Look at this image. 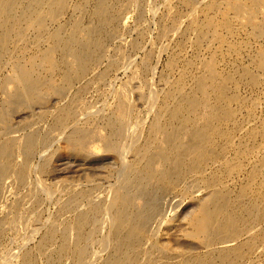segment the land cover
<instances>
[{
  "label": "bare ground",
  "instance_id": "obj_1",
  "mask_svg": "<svg viewBox=\"0 0 264 264\" xmlns=\"http://www.w3.org/2000/svg\"><path fill=\"white\" fill-rule=\"evenodd\" d=\"M68 1L0 0V70L4 69L3 66L5 65L10 71L7 78L0 79V88L6 89V100L0 107V240L8 228L13 231L12 234L16 238L26 235L28 230L30 233L33 232L34 229L31 230L30 228L31 224L28 225L29 223L23 220L24 215L32 210L31 206L36 205L28 203V200L34 202L37 195L40 196L37 193L39 191L41 193L45 187L41 180H34L36 182L32 180V182L30 174L32 171L34 172L31 161L36 155L41 154L45 143V139H41L38 135L39 127H37V123L44 119L43 117L47 112L39 113L38 117H34V119L28 116L31 119L30 121H22L26 122L24 126L28 127L29 131L25 132L26 135L23 134V137H19L16 134V128L19 125L14 120L15 117L21 115V112L27 113L34 108L43 110L46 106H49L47 104L52 99H55L54 101L60 100V102L65 100L56 109L55 113L53 112L52 126L55 130L61 131L70 129L69 126H71L72 130L66 136L67 150L73 155L87 156L92 161L103 158L95 152L96 149L85 151L87 142L92 136H97L100 142L104 143L105 150L111 153L116 151L114 138L117 135L129 136L133 139L130 140L132 142L140 139L136 133L131 131L129 125L132 110L130 107L131 86L129 88V85L133 84L132 82L137 78L136 75L132 76L129 82L124 83L115 94L116 106L106 124L109 129H107L109 132L107 137H103L87 127L78 126L77 104L70 99V96L69 98L67 96L74 84L81 82L89 73H93L99 61L101 62L102 56L105 55L107 41H113L114 38L112 37L116 35L117 30L122 26L124 8L121 7V0H88L94 2L93 10L88 13L90 20L93 21L92 26L85 28L82 26V21L76 20L67 29L64 27L58 29L59 26L56 27V31L52 30L54 32H49L48 28L47 31L44 26L46 25L44 24L45 21L50 20L53 23L56 20L58 21L68 9ZM198 2L199 0H183V5L185 4L192 11L191 16L189 15L191 17L190 24L187 25L190 30L197 23L193 14L197 9ZM234 2L236 4L233 7L225 6L224 1L221 2L220 0H206V3L204 2L206 5L201 9L203 19L196 25L198 32H194L195 37L198 33V42L209 38L224 41L220 32L226 33L224 38L226 35L230 37L248 26L254 30V38L258 41L264 40L262 39L264 37V18L262 21L257 19L259 14L262 12L264 14V0H238V3ZM76 8L80 11L83 9V5L79 4ZM216 15H222V17L218 16L220 19L217 17L219 19L217 20ZM182 16L184 18V14ZM179 18L174 16L172 25L165 30L163 29L164 33L174 32ZM169 19L171 18L169 17ZM183 30H179L178 33L181 35L180 32ZM187 30H184V32ZM30 33H33V38H29ZM41 45L44 48H40ZM178 47L176 48L178 49ZM29 48L36 51L29 53ZM233 49L234 51L239 50L237 47L231 50ZM263 53L264 50L258 54L260 59ZM258 55H256L257 58ZM178 57L179 55L177 59ZM215 57L217 56L215 55ZM251 57L254 61L253 56ZM224 59L228 58L225 57ZM260 59L258 65L264 74V62ZM210 63L214 65L213 59ZM173 64L174 60L170 62V65ZM251 65L254 64L251 63ZM236 67L234 68L236 69ZM249 69L241 70L240 80L238 77H235V79L237 78L241 82L244 80L249 86L256 88L260 84V79L252 73V69ZM188 70L185 71L188 72ZM196 74L198 75V71ZM104 75L99 74L98 80L102 79ZM222 76L213 71L208 76L197 79L194 88L189 87L191 90L189 89L188 92L183 90V77L173 82L172 89H169L170 91L166 93L159 110L160 115L166 117V122L161 121L165 124L157 122L156 124L159 125L158 130L154 128L155 125L145 137L142 136L144 137L142 138V144L129 147L137 153L135 160L123 167V171H121V174H123L121 177H123L122 179L120 177L121 182H119L118 187L111 189L112 194L104 199V205L101 204L104 202L103 200L100 203L91 199L90 201L93 203L88 204L90 207L87 210L75 212L73 220L68 222L63 220L61 223L55 222L53 225L51 223L50 229L39 243L38 253L44 254L53 240L59 237L60 244L55 248L56 250H53L55 252L54 258L70 255L75 264H88L90 262L86 263L89 258L86 244L95 240L93 234L99 231L102 225L106 227L107 224L111 227L112 234L110 233V236L107 234L108 237L100 240V247L104 250L107 249L109 255L101 264H264V157L261 158V155L260 158L254 156L256 159L253 160L254 162L251 161L253 163L250 164L252 169L247 168L249 173L246 184L239 188L235 196H231L226 189L227 187L221 186L223 179L228 177L232 179L235 174L241 173L244 164L240 162L241 159L250 161V158L253 157L256 150L251 142L260 136L264 140V119L262 121L260 119L263 131L251 127L245 130L246 132L242 134L240 141H235L240 139L239 137L235 139V135L241 130L236 112L243 106H241L242 101L237 94L239 82H235L232 76ZM79 91L83 90L80 88ZM253 108L255 107L252 105L247 111L249 117L253 115ZM13 116L14 118H12ZM259 126L261 127V125ZM158 135H162V141H157ZM228 150L233 151L234 157H231L233 159L226 156ZM261 153L263 154V152ZM77 162L78 164L75 167L80 166V171H84V166H86L84 161L79 159ZM47 166L48 161L42 165L41 173L47 171ZM190 181L193 184L199 183L206 189L207 194L198 202L195 214L188 220L187 227L184 228L186 230H183L184 233H182L185 238L182 240L187 239V243L188 240L190 243H195L202 249V252L188 253L176 258L170 257L164 249L165 251H161L160 257L154 259L155 257L152 258L149 247H145V243L155 233L154 227L158 223L157 219L162 210L160 200L166 195L175 194L176 191L188 185ZM83 192H74V194L70 192L67 195L68 197L62 208L63 214L72 210L78 198L87 197L86 194L89 192ZM11 197L14 200L9 201ZM136 199L141 200L139 205ZM90 201L88 200V202ZM135 202L137 205L134 204ZM35 203L37 202L35 201ZM91 223H96V227L92 232L86 234L84 229ZM108 226L107 228H109ZM146 244H148V241ZM153 245L154 242L151 247L155 249L156 247ZM10 256L13 257L11 254L7 257ZM31 256L24 252L19 264H35ZM140 257L141 260L143 259L142 261L139 260ZM52 260L49 264L53 263Z\"/></svg>",
  "mask_w": 264,
  "mask_h": 264
},
{
  "label": "rangeland",
  "instance_id": "obj_2",
  "mask_svg": "<svg viewBox=\"0 0 264 264\" xmlns=\"http://www.w3.org/2000/svg\"><path fill=\"white\" fill-rule=\"evenodd\" d=\"M79 1L69 0L68 9L66 13L63 14L59 18L58 21L57 20L54 21V23L53 21H50V20L45 21L44 23L46 24L44 25L45 28L46 29L48 28L49 32L56 31L59 26L60 27L58 29L62 27L67 29L70 27L72 22L76 20L80 22L82 21L81 22L83 24L82 26L85 28L92 26L93 21L90 20L91 18L88 16V13L91 10H93L94 2L93 1L90 2L88 0L87 1L79 0ZM220 1L221 2L224 1L225 6H230V7L235 6L236 3L234 1L238 3V0H223V1L220 0ZM121 2H122L121 7L123 6L124 8V12H123L124 20H123L122 26H120V28L117 30L116 35L112 37L114 38L113 41L111 40H109L110 42L107 41L106 48H105L106 50L104 52L105 55L102 56L101 58L102 60L100 59L101 62L99 61L98 65L94 69V72L89 73L81 82H78V83L76 82L74 86L71 88V90L69 91L70 94H68L67 96L68 98L70 96V99L74 100L75 104H77L76 105L77 112H78L77 114L79 117L78 126L87 127L96 133L98 132L99 135L103 137L104 136L107 137L109 135V132H108L109 129L107 128L106 124L110 116H112L111 115L112 111L114 107L116 106L115 105V94L124 83L129 82L131 77L136 75L137 78H135L134 80L135 83L132 82L133 84L129 85V88L130 86L132 88V89L130 88L131 90V94H130V103H131L130 105L131 106L130 107L132 110L130 113L129 125H130L131 131L136 133L137 136H139V138L142 139L147 135L149 130L152 129L155 125L156 127L154 128H156L157 130L159 129L158 127L159 125L156 124L157 122H159V124H165L162 122H166L165 120L166 117L160 115L161 113L159 110H160V106L162 104V101L166 93H168L172 89L173 82H176L179 78L183 77L184 78L183 90L184 92H188L191 90V88L192 89L194 88V83L197 79L204 78L208 76L210 73H212L213 71H216L217 75L219 76L223 75L222 77L224 76L228 77L234 74L232 77L234 78L235 82L238 81L241 84L239 86V83H238L237 88L239 90L237 89V94L241 98V101H242L241 106L242 105L243 106L242 108H239L238 111L236 112L237 114L236 118H237V121H239V125L242 131L240 130L235 135V139L238 137L240 138V139H236L235 141L236 142L240 141L243 136L242 134H245L246 132L245 130H248L251 127L255 129L259 128L258 130L263 131L262 124H260V122L262 121V119H264V83H262L264 82L263 80L264 74L258 65V60L260 59L258 54H260L264 50V40L258 41V39L254 38L255 33L252 27L248 26L246 27L247 29L243 28L239 30V32L237 31L236 34H234V36H230L232 40L235 39L233 40L234 42L231 40L230 37H228V35H226L224 38V34L226 33H222V32H220V35L222 36L224 41H217V40H214L213 38H209L210 40L207 39L205 41L198 42L197 41L198 33L196 34V37H195L194 32H198L197 31L198 29H196L198 27H196V25L200 23L203 19V17H201V15L203 16L201 9H203V7L206 5L205 4L206 0H199L198 2L199 6L197 5V9L195 10L193 14V17L197 23L196 25H194L193 28H191V30L188 29L187 25L188 23L190 24V18H191L190 14L192 13V11L188 6L186 7L185 4L183 5V0H178V1L177 0H123V1L121 0ZM78 3L83 5V9L80 11L79 9L76 8V6H79ZM85 11L87 12L85 13ZM183 14H184V18L182 16ZM174 16L181 18V19L180 18L177 19L176 30L171 33L170 32L164 33L163 29L165 30L166 28H169L172 25ZM218 16L220 18L222 17V15H216V18ZM263 16H264L263 12L259 14L257 16V19H259L258 21H262L264 18ZM169 17L171 19H169ZM218 18L217 20L220 19ZM165 20H168V21H165ZM248 28L251 30H249ZM182 29L184 30L188 29L187 30L188 32L187 31L184 32V30L180 32L183 39L181 38V35L178 33L179 30H182ZM247 32H249L248 33L249 35L247 34ZM176 33L177 35L178 34L179 35L177 36ZM29 38H33V33L29 34ZM251 39L252 40L255 39V40L252 41ZM262 39H264V37ZM183 40H186V41L183 42ZM255 42H258V43H255ZM176 44H180L181 46L176 45ZM203 45H205L204 48H203ZM243 46L246 49V51L244 48H243L244 49L243 51L242 49ZM176 47H178V49ZM224 47H227V48H224ZM234 47L239 48L240 51L239 50L234 51V49L231 50ZM40 48H44V46L41 45ZM30 49L31 48L28 49L29 53L32 51L33 52L36 51L33 49L30 50ZM224 50L225 52H223ZM242 51L245 54L244 53L242 54ZM239 53L240 55H238ZM208 54L211 56V58ZM178 55L179 57L177 59ZM215 55L217 57H215ZM231 55L233 56L230 57ZM256 55H258V58ZM173 56H174V59H173ZM250 56H253L254 61L252 60V57L250 58ZM225 57H227L228 59H224ZM262 58L260 60L264 62V53L262 55ZM212 59H213L214 65L213 63H210L212 62ZM116 60L117 62H115ZM172 60H174V64L170 65V62ZM184 60H187V61H184ZM251 63L254 65L252 66ZM229 64H230V67H229ZM255 64H257L258 66ZM193 65L196 67H194ZM182 66L183 67L185 66L186 68L185 67L183 68ZM254 66H257L258 68L257 67L255 68ZM3 67L4 69L2 68L0 70V79H5L10 74L8 67H6L5 65ZM191 67L192 68L194 67V68L192 69ZM234 67H236V69ZM187 69H189L188 72H186ZM243 69H249V70L252 69L251 70L252 73L256 75L257 77H259L260 84L257 85L256 87L257 89L249 86V84L244 80H242V82L239 81L242 75L241 70ZM256 69L257 71L258 70L259 71L257 72ZM196 70L198 71V75L196 74L197 73ZM205 70L207 71L205 72ZM101 73L105 75L102 79L98 80V75ZM235 77H238L239 80H237V78L235 79ZM80 88L84 92L81 91L82 92L81 93L79 91ZM5 100H6V89L0 88V107L2 106ZM54 100L55 99H52L49 102V104H47L49 106H46L43 110L41 108L40 109L34 108L33 110L27 113L21 112V115L19 117L17 116V118L15 117V120H14V122L19 125L18 128H16V130L18 131L21 129L19 132L16 131V134L19 135V137H23L29 131V128L24 126L25 123L27 121H30L31 119H34V117L37 118L39 113L43 111L47 112L45 117H43L44 119L42 121H38L39 123H37V127H39L38 135H40L39 137L41 139H45V143L43 145V149L41 150V154L36 155L31 161L32 166L34 168L33 169L34 172L32 171V173L30 174L31 181L41 180V182L43 183L45 187L43 188V191L41 190L42 191L41 193L40 191L39 193H37L40 195L39 197L37 195V199L35 200L37 203H35V201L33 202V200L31 202L30 200H28V203L30 204L34 203L36 205L34 204H32L34 206L30 205L31 206L30 208L32 210L29 208L31 211L25 213L23 220L29 223L28 225L31 224L30 225L31 227L30 226L29 227L31 228V230L34 229L33 232L30 233V231L28 230V233L26 235L19 236L16 238L12 234L13 231L11 229L9 230V228L7 229L6 227L7 230L5 231V233L3 234L0 240L1 241L0 242V247H1L0 248L1 250L0 251V262L3 260V258H5L4 259L5 261L3 260L1 264L2 263L3 264H19L24 252L32 255L31 257L34 259L35 264H49L52 259H53L52 264H75V261L72 259L70 255L63 256L61 258H56V257L54 258L55 252H53V250H56L55 248H57L60 244L59 237H56L55 240H53V242L48 246L49 248L47 247V250L45 251L44 254L38 253V246H39V243L42 237L50 229L49 227H51L50 226L51 223H52L51 225H53L55 222L61 223V221L63 220H65V222L71 221L74 219L75 214L78 211L87 210L90 207L88 206V204L91 205L93 203L92 201L101 203L102 200L104 201L106 197L107 198L110 197V195L112 194L110 192L111 189L118 187L120 184L119 182H121L120 177L121 175H123L121 174V171H123L122 170L123 167L126 164H130L135 160V155L137 153H135L134 149H130L129 147H131V145L139 146L140 144L143 143V139L142 140L139 139V140L132 142L130 140H133V139L129 136L125 137V135L123 134L117 135L114 138V144L116 146V149H115L116 151L114 153H111L105 150L104 143L102 141L100 142V139L97 136H92L91 137L92 139L89 138L87 142L85 151L96 149L95 152L99 153L101 156H103V158H101V160L98 159L96 161H92V159L87 156L73 155L66 148V136L72 130V127L69 126L70 129L61 131V130H55L54 127L52 126L53 125L52 115H54L56 109L59 106H61L65 100L61 102L60 100H56V101ZM252 105L255 108H253V111H254L253 115L249 117L247 115L248 113L247 111L250 107H252ZM28 116L31 117V119ZM12 118H14V116ZM22 121H26V122H22ZM258 124L261 125V127ZM51 127L53 128L52 130H51ZM261 137L262 136L256 137L255 140L251 142L252 145L255 146L256 152L253 154V157L250 158V161L248 159H245V160L241 159L240 161L242 162V164L243 163L245 164V165L244 164L243 165L241 164V165L243 168H246L244 169L246 171H244L242 168V171H241L242 174L239 172L235 174L232 179L229 177L223 179L224 181L225 180L226 181L225 183L224 181H222L223 184H221V186H223L224 188L227 187L226 189L229 191L231 196L232 195L235 196L236 192L239 191V188L242 185L246 184L249 169L252 167V165L250 164L254 162L253 160L256 159V157H259L260 155H261L260 156L261 158L264 157V151H263L264 140ZM157 141H162V135L157 136ZM261 152H263V154ZM227 154L226 156L228 158L234 157V153L232 150H228ZM229 155L231 156L229 157ZM79 159L83 160L84 164L86 165L84 166L85 168L84 171H80V166L75 167L78 164L77 160ZM46 160L48 161V166H47L48 172L46 171L44 173H41L40 171L41 167L42 165H44L45 162H47ZM248 167L249 169L247 170ZM244 178L246 179L244 180ZM83 191H86L85 193L89 192L86 194L87 197L78 198L76 200L75 206L73 207L74 210L72 208L73 211L71 210L68 213L65 212L64 213L65 215H64L62 213V208H63L64 201L68 197L67 195L70 192H72L73 194L74 192L84 193ZM176 192L175 194L174 193L169 194L170 196L166 195L162 197L163 199L161 198L160 203H161L162 210L159 214L160 218L158 217L157 219L158 223L154 227L155 233L152 235V237H150L151 240L150 239L147 240L148 244H146L147 243L146 241L145 243L146 246L144 245L147 248L149 247V250H151L152 258L155 257L154 259L160 257L162 250L163 251L166 250L167 254H169L170 257L173 256L176 258L178 256H182L188 253L202 252V249H200V247L197 246L195 243L193 242L190 243L189 240L187 243V239L182 240L183 238H185L183 237L182 233H184V231L186 230V229L184 230V228L187 227L188 220H190L193 217L192 215L195 214L198 202L206 196L207 191L199 183L193 184L192 181H190L188 182V185H185L183 188H181L179 191H176ZM91 199L92 201H90ZM12 200H14V198L11 197L9 201H12ZM88 200L90 202H88ZM80 202L83 205H80L81 204ZM136 202H138V205H139L141 200L138 201V199H136ZM136 202L134 203L135 205H137ZM104 203L105 201L101 203L102 206L104 205ZM77 204L79 207L81 206V208H79ZM83 206H85L84 207L85 209L83 208ZM33 209H34V212H33ZM107 226H108L107 224H106V227H103L102 225L103 230L102 228L99 230L101 233L99 231H96V233L93 234V238H95V240H93L92 242H88L86 244V248H87L88 255H89V258L86 260L87 261L86 263L90 262L91 264H101V262H104L107 259L109 255L108 254L109 251H107V249L104 250L100 247V240L104 237H108L107 234H109V236L112 234L111 227L108 226L109 228H107ZM95 227H96V223H91V225L89 224L87 227H85L84 231L87 234L89 232H92V230H94ZM86 228L88 229V231ZM153 242L156 247L155 249L151 247ZM152 249L154 250V253ZM10 254L13 255V257L11 256L7 257ZM139 260H141V257L139 258ZM5 262H8V263H5Z\"/></svg>",
  "mask_w": 264,
  "mask_h": 264
}]
</instances>
